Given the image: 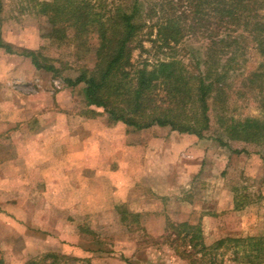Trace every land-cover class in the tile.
<instances>
[{
    "label": "rangeland",
    "instance_id": "rangeland-1",
    "mask_svg": "<svg viewBox=\"0 0 264 264\" xmlns=\"http://www.w3.org/2000/svg\"><path fill=\"white\" fill-rule=\"evenodd\" d=\"M27 2L0 0L1 39L16 53L39 51L59 73L37 70L29 58L0 49V256L4 263L250 264L246 259L251 255L241 250L246 245L226 242L203 258L199 248L184 241L185 232L177 236L174 229L181 231L180 223L197 225L190 218L203 214L201 203L208 211L213 208L218 197L214 182L221 184L222 197L236 193L235 206H247L252 213L249 220L227 219L222 231L209 228L204 243L209 247L230 237L264 239V144L230 140L222 126L230 117L263 120L260 95L256 98L239 79L264 59L249 52L242 62L247 66L232 74L225 95L211 102L210 127L206 138L200 139L204 152L199 165L206 171L205 180L212 181L203 180L201 173L172 190L169 178L177 150L173 139L188 134L169 127L139 130L112 124L103 109L88 106L84 84L71 87L65 80L95 66L96 37L88 36L80 51L47 40L50 25ZM188 10L185 4L177 8L187 15V32L190 26L195 32L185 34L173 51L157 42V27H151L157 18L147 22L149 28L140 37L143 48L132 52L134 68L150 71L171 55L190 73L196 70L206 40ZM169 137V146L163 149L160 141L167 143ZM149 139L158 144L148 154ZM181 211L190 216L188 221L173 218Z\"/></svg>",
    "mask_w": 264,
    "mask_h": 264
},
{
    "label": "trees",
    "instance_id": "trees-1",
    "mask_svg": "<svg viewBox=\"0 0 264 264\" xmlns=\"http://www.w3.org/2000/svg\"><path fill=\"white\" fill-rule=\"evenodd\" d=\"M27 1L30 10L45 17L50 25V32L44 36L47 40L59 46L72 45L80 51L88 36L96 37L95 66L83 69L74 80L65 82L71 87L84 84L86 104L103 109L112 124L122 123L139 130L169 127L180 134L204 139L210 127L211 102L225 95L231 85L229 78L247 66L242 62L249 52L264 59V0ZM180 4L189 9L187 12L206 40L199 51L196 70L190 73L180 59L171 55L150 71L134 68L132 52L134 48H143L141 33L149 28L147 22L154 17L157 19L151 27H157L160 47L173 51L185 34H194V26L188 32L184 27L187 15L177 12ZM0 49L29 58L37 70L59 73L39 51L16 53L1 35ZM240 76V85L251 87L256 98L260 95L264 108V63L251 66ZM219 120L224 121L222 117ZM226 121L222 126L230 140L264 144V118L230 117ZM178 226L181 231L174 229L175 234L185 232L184 241L194 249L199 248L203 258L224 243L235 242L239 247L248 246L241 249L248 257L251 255L247 263H264L261 237L221 239L208 247L200 225ZM0 264H5L1 256Z\"/></svg>",
    "mask_w": 264,
    "mask_h": 264
},
{
    "label": "crops",
    "instance_id": "crops-1",
    "mask_svg": "<svg viewBox=\"0 0 264 264\" xmlns=\"http://www.w3.org/2000/svg\"><path fill=\"white\" fill-rule=\"evenodd\" d=\"M170 137L165 140L167 143H165L164 141H160V144L162 145L163 149L165 144L169 146V141H171ZM172 138H174V136H172ZM173 140H175V143H177V145L175 144L177 150L175 151V164H174L175 171H173V177L169 178V180H171V182L173 183L172 190L173 189L175 190L176 187H180L183 184H186L185 181L186 178L187 179L191 178V180H194L197 179L201 173H204L203 175L204 177L202 178L203 180H205V176H207L206 171L204 167H202L203 165H199V163L202 162L200 160H203V152H204V150H202L203 145H200L201 140H198L197 138L195 139L192 136L189 137V135L187 136L180 135L179 137V135L177 134L175 135V138ZM155 144H158V140L153 141L149 139V144L147 146L148 148L145 149V152H147L148 154L152 153V149H153L152 147ZM178 155L181 156L179 162L177 160ZM208 175L210 174L208 173ZM182 177H184V179L183 181H181V184H179V180ZM205 181L211 182L212 180L211 178H209ZM212 185L215 187L217 186V196H218L214 201L213 208L208 211L205 207V204L201 203V207L200 205H198V208L203 212V214L200 217L197 216V218L194 215H192L190 218L191 222H196L201 226V229L203 231V236H206L208 233L207 232L208 229L212 227H215L220 231L224 230L225 225L223 223L227 219L237 221L238 218L241 219L245 217L247 220H249L248 216L252 213L251 210L247 208V206H245V208H240V209L237 208L238 206L237 207L235 206V204L237 203V200L235 199L236 193L233 192L232 194L230 192L231 195L226 199V196L222 197L221 188H220L221 184L212 182ZM204 186L205 185L202 184V187ZM233 188L234 190L236 189L235 187ZM183 202H180L181 205L179 204V207L181 209L182 206H184ZM182 211H185V209H183ZM182 211L180 213V216L173 217L174 219L178 220V222H181L180 220L186 222L190 217L186 215L187 213L184 214ZM229 233L232 232L229 231L228 235ZM225 235L228 236L227 234Z\"/></svg>",
    "mask_w": 264,
    "mask_h": 264
}]
</instances>
